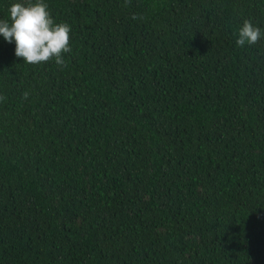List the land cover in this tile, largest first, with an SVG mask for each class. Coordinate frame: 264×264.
<instances>
[{"label":"trees","instance_id":"trees-1","mask_svg":"<svg viewBox=\"0 0 264 264\" xmlns=\"http://www.w3.org/2000/svg\"><path fill=\"white\" fill-rule=\"evenodd\" d=\"M45 3L65 67L0 35V264H264V0Z\"/></svg>","mask_w":264,"mask_h":264},{"label":"clouds","instance_id":"clouds-1","mask_svg":"<svg viewBox=\"0 0 264 264\" xmlns=\"http://www.w3.org/2000/svg\"><path fill=\"white\" fill-rule=\"evenodd\" d=\"M128 2V0H126ZM9 19H0V35L8 43L15 42V55L24 63L37 65L55 60L56 65L65 67V53L71 52L68 23H56L45 0H22L9 8ZM137 19L135 14L132 17ZM264 38V30L245 19L239 30L236 45L256 44ZM28 93L24 94L25 99ZM5 97L0 95V101Z\"/></svg>","mask_w":264,"mask_h":264}]
</instances>
